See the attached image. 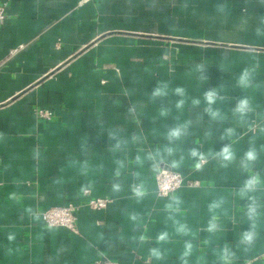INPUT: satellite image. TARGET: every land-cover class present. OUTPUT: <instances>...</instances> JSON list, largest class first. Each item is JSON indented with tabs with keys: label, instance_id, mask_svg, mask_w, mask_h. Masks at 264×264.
<instances>
[{
	"label": "crops",
	"instance_id": "crops-1",
	"mask_svg": "<svg viewBox=\"0 0 264 264\" xmlns=\"http://www.w3.org/2000/svg\"><path fill=\"white\" fill-rule=\"evenodd\" d=\"M0 3V264H224L225 248L230 264H264V0ZM162 167L198 185L160 196ZM89 196L110 203L92 210ZM70 202L78 232L45 223Z\"/></svg>",
	"mask_w": 264,
	"mask_h": 264
},
{
	"label": "built area",
	"instance_id": "built-area-1",
	"mask_svg": "<svg viewBox=\"0 0 264 264\" xmlns=\"http://www.w3.org/2000/svg\"><path fill=\"white\" fill-rule=\"evenodd\" d=\"M7 17L6 3H0V27L5 22ZM16 51V49L14 50ZM37 114L40 119L51 120V112L37 109ZM157 192L160 196H168L184 185H198L196 181L186 180L185 177L177 171L162 167L156 174ZM86 195H90L89 190H86ZM110 199L106 197L89 196L86 200V205L92 210H102L108 206ZM81 204L68 203L62 206H54L42 212V218L49 226L65 227L73 232H78V210ZM92 264H121L117 261L103 258L94 261Z\"/></svg>",
	"mask_w": 264,
	"mask_h": 264
},
{
	"label": "clouds",
	"instance_id": "clouds-1",
	"mask_svg": "<svg viewBox=\"0 0 264 264\" xmlns=\"http://www.w3.org/2000/svg\"><path fill=\"white\" fill-rule=\"evenodd\" d=\"M251 77H252V72L249 69H245L244 72L240 75L239 79H238V84L241 87L247 88V87H251ZM177 92H181L182 93V89H177ZM164 94L162 92L161 89H156V91L153 93L154 96L156 95H162ZM206 99L208 100V102L211 104L214 102L215 99V93H208L206 96ZM183 101L180 102V104L182 105ZM180 106V105H178ZM236 112L240 113L242 116L247 114L248 112L251 111V107H250V103L249 100L247 98H244L242 100H240V102L238 103L236 109ZM231 131V130H229ZM182 135V129L181 128H176L173 129L169 132V138L170 139H178L180 136ZM193 156H201V159H203V155L200 153H197L195 150H193L192 152ZM217 155H219L220 157H222L225 161L227 162H231L234 158V154L230 148V146H225L219 153H217ZM245 159L246 161L249 162V164L245 165V169L247 170V168L250 166V162H253L257 159V153L255 152V150H250L245 154ZM261 183V178L259 177V175H253L251 176L244 184L243 188L240 190L241 195H246L248 192L251 191H255L258 186ZM118 188V186H117ZM136 194L138 196L142 195V191L140 189H136ZM250 199L253 200V204L250 205L249 207V212H248V218L249 220L254 221L255 217L257 215V211H256V201L254 197H250ZM177 204H179V201H176ZM217 205L213 204L210 206V208H215ZM169 208H171V205L168 206ZM178 210V209H177ZM133 219H135V217H133ZM215 219V218H214ZM215 228V224L214 223H210L209 225V230H214ZM180 231H184L185 229L183 227H181V229H179ZM255 223L253 222V226H252V231L246 232L244 235V242L251 244L254 241L255 238ZM167 237V233L161 234L158 239L159 240H164ZM141 239H143V237H141ZM192 245L188 244L186 245V251L184 253L185 256H187L189 254V252L191 251ZM152 254L154 256H156L157 258H159L160 253L157 250H152ZM232 253H230V251L225 248L222 252L221 255V260L224 261V264H230V259H231Z\"/></svg>",
	"mask_w": 264,
	"mask_h": 264
},
{
	"label": "rangeland",
	"instance_id": "rangeland-1",
	"mask_svg": "<svg viewBox=\"0 0 264 264\" xmlns=\"http://www.w3.org/2000/svg\"><path fill=\"white\" fill-rule=\"evenodd\" d=\"M40 109H42V110H45V112L46 111H48L49 113L51 112V115H50V117H52L53 118V116H54V113L51 111V110H49V109H44V108H38V110L40 111ZM38 115V114H37ZM51 118V119H52ZM43 120H44V118H43Z\"/></svg>",
	"mask_w": 264,
	"mask_h": 264
}]
</instances>
